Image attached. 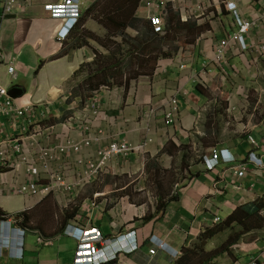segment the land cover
Returning a JSON list of instances; mask_svg holds the SVG:
<instances>
[{"label":"crops","instance_id":"obj_1","mask_svg":"<svg viewBox=\"0 0 264 264\" xmlns=\"http://www.w3.org/2000/svg\"><path fill=\"white\" fill-rule=\"evenodd\" d=\"M53 1L57 0H37L24 15L16 16L4 15L0 0V56L4 59L0 83L22 93L14 100L20 108L38 111V104L49 105L51 125L67 123L72 117L90 118V101L97 104L99 114L87 122L76 121L71 129L59 127L49 138L51 148L65 139L90 140L88 148L54 166L65 170L70 190L46 198L18 196L15 189L27 183L29 176L24 170L0 174V212L11 216L7 222L0 219V264H75L79 249L63 235L67 226L98 231L109 242L99 245L107 260L99 264H181L172 259L174 250L191 249L205 230L213 228L216 216L227 218L239 206L264 195V186H258L264 184L263 169H249L238 178L224 164L211 171L199 160L210 157L213 149H226L244 162L255 151L250 139L261 145L264 57L232 45L224 60L214 61L215 46L237 29L225 6L215 4L201 19L178 22L180 31L192 33L193 39L171 56L160 58L153 73H108L102 82L103 73L89 74L88 69L76 76L83 66L94 63L96 55L87 44L74 49L77 44H71L72 38L78 30L63 44L57 40L60 22L50 19L43 8ZM99 1L86 0L87 8ZM199 1L186 0V5L194 9ZM234 1L243 18L258 20L247 44L264 43V0ZM174 17L178 20L171 9L167 17L171 28ZM10 64L15 81L8 76ZM204 70L209 81L206 88L198 84ZM172 99L177 101L178 115L166 125ZM4 137L0 132V140ZM121 142L145 148L126 159H113L98 177L82 182L84 163L97 162L100 150ZM184 152L190 155L185 166ZM256 153L261 154L260 149ZM156 174L159 181L154 180ZM10 225L25 230L23 247L13 256L4 249ZM132 232L139 248L131 254L119 252L116 241ZM255 232L259 231L249 233ZM260 237L252 245L239 246L242 257L237 258L242 263L264 251V236ZM39 239L44 240L42 245ZM152 239L166 243L171 248L168 255L151 256Z\"/></svg>","mask_w":264,"mask_h":264},{"label":"built area","instance_id":"obj_2","mask_svg":"<svg viewBox=\"0 0 264 264\" xmlns=\"http://www.w3.org/2000/svg\"><path fill=\"white\" fill-rule=\"evenodd\" d=\"M254 1V0H250ZM3 5L4 15H24L30 8L37 4V0H1ZM171 3L172 8L169 7ZM215 4H224L226 11L233 18V23L237 26V31L231 36L221 40L215 48L214 61L220 63L225 59L226 51L232 45H238L240 51L252 50L259 58L264 57V43L247 44L246 38L250 35L253 28L258 26V20L245 19L242 17L238 5L234 0H200L197 6L193 9L186 5V0H142V4L138 9V16L147 20L153 34L166 35L167 17L172 10L180 15L182 22H189L201 19L206 14V10L213 7ZM85 0H57L56 2L44 3V10L47 16L59 21L62 24L67 19L79 20L83 15ZM63 30V29H62ZM59 32L58 39L60 42L66 40V32ZM3 56H0V62L3 61ZM184 67V66H182ZM205 73V72H203ZM8 76L12 81L17 79L13 64L8 67ZM208 79L202 75L200 83L203 86L208 85ZM87 106L89 117H97L99 108L95 102L90 101ZM49 105L38 104V111L33 107L20 108L14 104V101L9 97V88L0 83V123L3 121L9 123L7 135L0 140V173H18L24 170L29 176V180L24 185L15 189V194L18 196H31L45 198L62 190H70L67 184L65 170L57 166L70 158L72 154L79 153L83 148L90 146V140H85L82 143H73L69 139L60 141L54 144L55 148L49 146V138H52L57 133V128L65 129L73 128L76 121L87 122L90 118L77 119L72 117L67 123L50 125L48 124L47 109ZM178 114L177 101L173 99L170 102V107L165 117V124L169 125L174 122ZM0 131L2 135L5 133V125ZM10 135L11 133V136ZM253 147L257 144L254 139H250ZM145 146H132L126 143H111L106 148L98 152V161L85 162V171L81 174L82 182L86 183L93 178L98 177L106 169L108 164L115 158H128L132 153L140 152ZM251 153L250 155H253ZM224 158L226 163H230V155L225 150H213L212 156L209 158L210 168H212L219 160ZM250 163V162H249ZM255 165V164H254ZM258 167H263L262 160L257 161ZM64 166V165H63ZM251 164L237 162L229 166V170L234 171L238 178L245 177ZM43 175H47L46 180H43ZM45 183V184H42ZM214 223H219L221 220L216 217ZM80 234V233H79ZM78 237V236H76ZM80 240V236L77 238ZM100 236L95 233L93 242L98 243ZM39 244H43L44 240L39 239ZM49 244V243H45ZM84 252L88 258H96L98 248L96 244H88L84 246ZM150 255L154 256L155 251H150ZM264 262V251L259 257L252 258L248 263L234 262L233 264H261ZM97 261H89L82 264H96Z\"/></svg>","mask_w":264,"mask_h":264},{"label":"trees","instance_id":"obj_3","mask_svg":"<svg viewBox=\"0 0 264 264\" xmlns=\"http://www.w3.org/2000/svg\"><path fill=\"white\" fill-rule=\"evenodd\" d=\"M100 2L101 1L95 3L86 11V13L95 10ZM140 2L141 0H120L115 8L113 7V15L108 16V20L116 22L117 28L121 33H123L129 27H134L135 23L138 21H136L135 19V12L138 6H140ZM145 28V31L139 33V35L133 39V45L125 53H122L120 50L113 48L112 45L114 44L112 42L111 44L107 45L101 43L102 46L105 47L107 55H97L94 63L92 65L89 64V66H83L76 74V76L88 69L89 74L103 73L101 74L102 82L104 81V76L108 73H153L156 69L158 60L162 57H169L171 54L164 51L163 48V44L166 42L167 38L153 35L150 32L149 26L147 24ZM76 44L77 45H75L74 49H76V47H80L83 44H87V42L83 41V38H81L80 41ZM93 65H97V69H93L92 71ZM39 68H41V64ZM185 148L188 149V146H185ZM183 157L184 159L182 161L185 163H183V165L185 166L187 165L186 160L187 157H189V154L187 153ZM199 160H203V157H201ZM154 180L159 181L160 176L156 174L154 176ZM263 210L264 195L254 203L239 206L231 215H229L225 219L224 222L217 226H213V228H211L210 230H205L199 236V239L203 242H208L225 229L231 227L233 228L234 226H240L242 228L241 234L239 233L238 238L240 240L242 234L244 235L246 233H249L254 229L262 230L264 228V217L261 215V212ZM24 216L25 215L23 214V217ZM21 217L22 216H20V218ZM0 219H11V216L0 212ZM234 241H236V239L232 242ZM225 248L226 246L222 249ZM223 252L224 250L217 255L208 254V258L205 262L200 260L198 253L186 250L184 257L181 259V264H207L208 262H213L212 255L215 259V257L222 255Z\"/></svg>","mask_w":264,"mask_h":264},{"label":"rangeland","instance_id":"obj_4","mask_svg":"<svg viewBox=\"0 0 264 264\" xmlns=\"http://www.w3.org/2000/svg\"><path fill=\"white\" fill-rule=\"evenodd\" d=\"M89 1V0H88ZM120 0H102L95 10L92 12L86 13L82 17V23L72 38V43H77L83 38V41L87 42V45L93 49L95 55H107L105 47L102 44H114L113 48L120 50L122 53H125L133 45V39L146 30V20L143 18L136 17V23L134 27H129L123 33H121L117 28V23L108 20V16L113 15L112 12ZM95 7V6H94ZM93 7V8H94ZM114 7V8H113ZM112 8V9H111ZM174 25L171 30H168V35L166 42L163 44V48L167 53L174 52L177 48L184 46L186 43L192 41V33L181 32L178 27V20L176 17L173 18ZM195 36V35H194ZM99 41V42H97ZM102 43V44H101ZM93 69H97V65H93ZM6 124L5 121L0 123V131L3 130V126ZM9 130V123L5 125V133L3 136H6V131ZM187 153H183V156ZM190 157V155H189ZM188 158V157H187ZM184 174H181L179 177H183ZM148 180H153L152 177H149ZM258 186H264V184H259ZM263 188V187H262ZM221 218L225 219V214H221ZM219 225V224H217ZM215 225V226H217ZM210 230V229H209ZM242 228L240 226H234L233 228L225 229L215 236L212 240L208 242H203L199 238L194 243L190 251L196 252L199 255L201 261H205L208 258V254L217 255L220 252H223L222 255L218 257H213V262L217 264V261H220L219 264L228 263L231 260V264L234 262H240L237 258L242 257V253L239 251L241 247L237 248L240 243L250 244L254 243V240L259 236H264V232L259 230V232L245 234L238 241L239 233L241 234ZM260 237V238H261ZM232 242L233 240H235ZM238 239V240H237ZM263 239V238H261ZM232 242V243H230ZM258 242V241H257ZM230 243V244H229ZM226 246L225 249H222ZM237 258V261H235ZM208 262L207 264L213 263Z\"/></svg>","mask_w":264,"mask_h":264},{"label":"clouds","instance_id":"obj_5","mask_svg":"<svg viewBox=\"0 0 264 264\" xmlns=\"http://www.w3.org/2000/svg\"><path fill=\"white\" fill-rule=\"evenodd\" d=\"M141 4H142V0H141V2H140V6H141ZM221 5H223L224 6V4H221ZM140 6H138V8H137V10H136V12H135V17H138V18H141V17H139L138 16V9H139V7ZM90 8V7H89ZM88 8V9H89ZM86 9H87V2H86V0H85V6H84V11H83V15H84V12L86 11ZM87 9V10H88ZM225 10H226V8H225ZM227 12V11H226ZM228 13V12H227ZM178 14V13H177ZM229 14V13H228ZM83 15L79 18V20H76V21H74L73 19H67L63 24H62V26H61V23H60V28H59V30H58V33H57V40L59 41V39H58V35H59V32L62 30V33H64V31L66 32V40L63 42V43H65V42H67V40H69V38H70V36L73 34V33H75V31H77L78 29H79V27H80V25H81V23H82V17H83ZM230 15V14H229ZM169 16V15H168ZM231 16V15H230ZM232 18V17H231ZM144 19V18H143ZM233 19V18H232ZM145 20V19H144ZM178 22H180V23H182V24H188V23H190L191 21H189V22H182L181 21V18H180V15L178 14ZM146 23H147V25L149 26V24H148V22H147V20H146ZM178 26H179V23H178ZM149 29H150V26H149ZM167 29L168 30H171V27H170V25H169V23L167 22ZM236 31H237V29H236ZM236 31H234V32H236ZM150 32L152 33V31H151V29H150ZM233 32V33H234ZM232 33V34H233ZM153 34V33H152ZM231 34V35H232ZM153 35H156V34H153ZM168 35V33L166 34V35H156V36H159V37H166ZM230 35V36H231ZM227 37H229V36H227ZM226 37V38H227ZM225 39V38H224ZM221 40H223V39H221ZM221 40H220V42H221ZM60 42V41H59ZM219 42V43H220ZM61 44H63L62 42H60ZM215 48H216V46H215ZM178 49V48H177ZM165 51V50H164ZM171 56V55H170ZM1 62H3V61H1ZM203 72H205V73H203L202 75H206L207 74V71H203ZM202 75L200 76V77H202ZM200 77L198 78V84H199V86H201V87H203V88H206V87H208V85H209V82H208V85L207 86H203L201 83H200ZM10 88H9V92H10ZM10 97V96H9ZM13 100V99H12ZM173 100V99H172ZM171 100V101H172ZM14 101V100H13ZM178 115V114H177ZM67 118H65V120H66ZM64 120V121H65ZM175 120H176V117H175ZM175 120H174V122H175ZM48 122V124H49V120L47 121ZM173 122V123H174ZM172 124V123H171ZM51 125V124H50ZM167 125V124H166ZM256 142V141H255ZM122 143V142H121ZM257 144V143H256ZM262 145H264V139H263V141H261V145L258 143V146H256V147H253L254 149H255V151H253V152H250L249 153V155H248V157H247V159H246V161H244L243 163H247L248 162V164H251V168L250 169H253V168H256V169H263L264 170V152L262 153V151H261V149H262ZM133 146V145H132ZM142 146V145H141ZM260 149V153L261 154H257L256 153V151H258ZM213 150H218V149H213ZM212 150V151H213ZM219 150H225V151H227V153L230 155V163H226L225 161H224V158H223V156H222V159L221 160H219V162H217L212 168H210V164H209V158L212 156V151H211V156L210 157H203V160H202V162L204 163V165H205V167L208 169V170H215L220 164H224V165H226L227 166V169L229 168V166H232L233 164H235V161H239L237 158H235V156L234 155H232L228 150H226V149H219ZM251 153H254L253 155H254V157L252 156V155H250ZM133 154V153H132ZM131 154V155H132ZM130 155V156H131ZM258 159L259 160H262V165H263V167H258L256 164H257V161H258ZM240 162V161H239ZM250 162V163H249ZM255 164V165H254ZM229 170V169H228ZM0 174H3V173H0ZM48 197V196H47ZM46 198V197H45ZM216 217H218V216H216ZM220 218V217H219ZM18 220H16V221H19V218H17ZM220 222L219 223H213L214 224V226L215 225H217V224H221L222 222H224V221H222V219L220 218ZM6 222H7V220H6ZM5 222V223H6ZM11 221H9L8 223H10ZM18 224V223H17ZM208 230V229H207ZM259 231V230H258ZM8 232H9V235L5 238V244H4V249H6L8 252H9V254L11 255V256H13L14 255V253H15V251L17 250H21L22 249V247H23V237H24V235H25V230L24 229H22V228H11V225L10 226H8ZM80 233V234H79ZM95 233H97L99 236H100V241L98 242V243H96V242H93L92 241V239L94 238V234ZM247 234H249V233H246V235ZM63 235L65 236V237H67V238H71L72 240H74L76 243H77V245H78V249H79V252H78V256H77V259H76V262H75V264H82V263H87L88 262V260L89 261H97V263L96 264H99L100 262H106L107 260H106V258L103 256V254H101L100 253V250H99V245L100 244H102V245H105L106 246V244L107 243H109L108 241H105L104 240V238H103V236H102V234H100L98 231H93V232H89L88 230H86V228L85 227H74V226H67L66 228H65V230H64V232H63ZM134 232H132V233H130V234H125V235H123V236H121L117 241H116V244H117V246H118V250H119V252H126V253H129V254H131V253H133V252H135L139 247L137 246V243H136V240L134 239ZM245 235V234H244ZM243 235V236H244ZM76 236H80V240H78L77 238L78 237H76ZM133 236V237H132ZM240 241V240H239ZM96 244V246H97V248H98V255H97V257L96 258H88L87 257V255H86V253L84 252V246L85 245H88V244ZM130 244H131V246H130ZM150 244L152 245V249L150 250V251H155V255H156V253L157 252H162V253H164V254H167V252L169 251V250H171V248L166 244V243H164V242H161V241H159V240H154V239H152V240H150ZM242 243H240L239 245H237L238 247L237 248H239V246L241 245ZM42 245V244H41ZM149 254H150V252H149ZM184 254H185V252H183V251H176V250H174V254H173V256H172V259L173 260H176V261H179V260H181L183 257H184ZM154 255V256H155ZM168 255V254H167ZM152 256V255H151ZM235 261H237V260H235ZM241 263H242V261H240Z\"/></svg>","mask_w":264,"mask_h":264},{"label":"water","instance_id":"obj_6","mask_svg":"<svg viewBox=\"0 0 264 264\" xmlns=\"http://www.w3.org/2000/svg\"><path fill=\"white\" fill-rule=\"evenodd\" d=\"M9 96L11 99L16 100L22 96V93L16 89H11L9 92ZM18 220V219H16Z\"/></svg>","mask_w":264,"mask_h":264}]
</instances>
